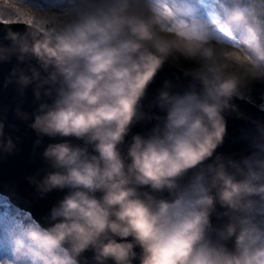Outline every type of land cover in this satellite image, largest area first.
Masks as SVG:
<instances>
[{
	"label": "clouds",
	"instance_id": "9594fccd",
	"mask_svg": "<svg viewBox=\"0 0 264 264\" xmlns=\"http://www.w3.org/2000/svg\"><path fill=\"white\" fill-rule=\"evenodd\" d=\"M204 2L207 15L201 0H0V21L25 25L7 29L0 62H28L16 83L51 99L30 126L83 141L46 147L53 171L29 181L42 195L68 192L47 227L9 234L14 259L0 264H87L88 251L93 264H264V144L242 162L213 159L233 98L264 81V0ZM181 61L200 90L174 94L166 82L162 122L125 152L149 85Z\"/></svg>",
	"mask_w": 264,
	"mask_h": 264
},
{
	"label": "water",
	"instance_id": "95a60500",
	"mask_svg": "<svg viewBox=\"0 0 264 264\" xmlns=\"http://www.w3.org/2000/svg\"><path fill=\"white\" fill-rule=\"evenodd\" d=\"M8 28L17 32L25 31L23 23H0V44L9 43L4 39ZM30 63L36 64L35 60ZM16 67L27 69L28 62L20 63L15 56L10 61L0 62V123L4 125V135L0 139L6 144L10 138L14 144L11 152L0 147V195L6 197L16 208L28 213L33 221L47 227L51 209L63 199L68 189H56L42 195L29 178L41 180L49 171H53L43 157V152L49 144L70 139L73 144L83 145V141L40 135L30 126L39 105L44 102L51 103V99L43 95L42 89V97L37 100L34 95L35 84L22 88L16 83V78L12 75ZM187 71L178 64L166 63L157 73L141 101L143 117L132 126L125 145L122 146L125 152L133 135L147 136L157 124L162 122L166 113L158 107L157 96L158 92L165 88L166 82L168 90L174 94H183L193 87L196 91L200 90L199 84L191 76L186 75ZM232 104L235 105V110H227L224 113L227 121L224 142L217 148L213 159L216 155H222L226 159L242 162L258 151V144H264V107L246 96L234 97ZM21 113L26 114L27 118ZM193 171H190L182 182H186ZM162 195L167 196L168 193ZM218 211L223 212V209ZM226 220V217L218 218L217 215L212 217L213 224L217 226L222 225ZM228 246L232 247L231 241L228 242ZM92 256L91 251L84 253L87 264H93ZM82 264H84L83 258Z\"/></svg>",
	"mask_w": 264,
	"mask_h": 264
},
{
	"label": "trees",
	"instance_id": "16d2710c",
	"mask_svg": "<svg viewBox=\"0 0 264 264\" xmlns=\"http://www.w3.org/2000/svg\"><path fill=\"white\" fill-rule=\"evenodd\" d=\"M14 1V0H9ZM7 19H15L14 14L9 12ZM186 70L194 65L190 62L178 63ZM244 95L261 107H264V81H255L242 89ZM33 222L30 215L9 203L8 199L0 195V261L14 259L11 252L9 234L19 231L22 227Z\"/></svg>",
	"mask_w": 264,
	"mask_h": 264
},
{
	"label": "rangeland",
	"instance_id": "374dc122",
	"mask_svg": "<svg viewBox=\"0 0 264 264\" xmlns=\"http://www.w3.org/2000/svg\"><path fill=\"white\" fill-rule=\"evenodd\" d=\"M7 3H8V4H13L14 1H9V0H7ZM201 4H202V7H203L204 14L207 15V14L211 11V9L208 8V6H207V4L204 2V0H201Z\"/></svg>",
	"mask_w": 264,
	"mask_h": 264
},
{
	"label": "snow or ice",
	"instance_id": "6c2138e0",
	"mask_svg": "<svg viewBox=\"0 0 264 264\" xmlns=\"http://www.w3.org/2000/svg\"><path fill=\"white\" fill-rule=\"evenodd\" d=\"M0 23H4V22L0 21ZM16 23H19V18H16Z\"/></svg>",
	"mask_w": 264,
	"mask_h": 264
}]
</instances>
